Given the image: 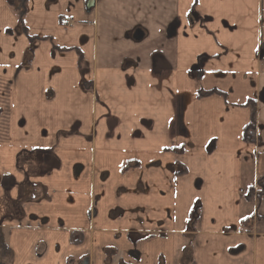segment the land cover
Returning a JSON list of instances; mask_svg holds the SVG:
<instances>
[{"label":"crops","instance_id":"crops-1","mask_svg":"<svg viewBox=\"0 0 264 264\" xmlns=\"http://www.w3.org/2000/svg\"><path fill=\"white\" fill-rule=\"evenodd\" d=\"M87 1L0 0L9 264H264V0Z\"/></svg>","mask_w":264,"mask_h":264},{"label":"trees","instance_id":"trees-1","mask_svg":"<svg viewBox=\"0 0 264 264\" xmlns=\"http://www.w3.org/2000/svg\"><path fill=\"white\" fill-rule=\"evenodd\" d=\"M9 6L15 9L17 13V19L19 22V27L21 29V32L24 36L29 38L31 43L39 42V41H45L46 38H38V37H31L29 35V31L25 25V17L28 12L27 4L29 0H7ZM216 94L215 91L208 92V93H201L200 96H209ZM249 106L251 107V119L250 122L247 124V126L244 128L243 132V141L248 144H255L258 141V129H257V119H256V102L250 101ZM187 172L185 168H180V171L177 173L178 175H184ZM247 198L250 201H258V203L261 202V200L264 198V178H260L257 184L256 188H251L249 190V193L247 195ZM190 223H189V232L194 233L197 223L200 219V207L197 206L196 210L193 211L191 215ZM72 241L74 244H80L82 242V236L79 237V239L75 240V234L72 235ZM194 237H190V243L188 246V249L185 250L184 255L192 250L193 244H194ZM183 255V256H184ZM10 257L11 252L9 249V246L7 242L5 241L2 233L0 232V264H9L10 263Z\"/></svg>","mask_w":264,"mask_h":264},{"label":"water","instance_id":"water-1","mask_svg":"<svg viewBox=\"0 0 264 264\" xmlns=\"http://www.w3.org/2000/svg\"><path fill=\"white\" fill-rule=\"evenodd\" d=\"M95 7V0H88L86 3V10L90 13ZM82 264H89L88 259H86Z\"/></svg>","mask_w":264,"mask_h":264},{"label":"flooded vegetation","instance_id":"flooded-vegetation-1","mask_svg":"<svg viewBox=\"0 0 264 264\" xmlns=\"http://www.w3.org/2000/svg\"><path fill=\"white\" fill-rule=\"evenodd\" d=\"M86 259H88V261H89V264H90V260H89V258H84L82 261H81V263L80 264H82Z\"/></svg>","mask_w":264,"mask_h":264}]
</instances>
